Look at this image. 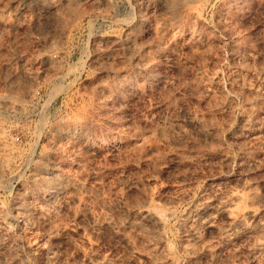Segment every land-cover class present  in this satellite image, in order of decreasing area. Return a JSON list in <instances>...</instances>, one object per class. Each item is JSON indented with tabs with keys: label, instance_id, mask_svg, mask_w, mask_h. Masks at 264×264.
<instances>
[{
	"label": "rangeland",
	"instance_id": "rangeland-1",
	"mask_svg": "<svg viewBox=\"0 0 264 264\" xmlns=\"http://www.w3.org/2000/svg\"><path fill=\"white\" fill-rule=\"evenodd\" d=\"M64 4L0 0V264H264V0Z\"/></svg>",
	"mask_w": 264,
	"mask_h": 264
},
{
	"label": "bare ground",
	"instance_id": "bare-ground-1",
	"mask_svg": "<svg viewBox=\"0 0 264 264\" xmlns=\"http://www.w3.org/2000/svg\"><path fill=\"white\" fill-rule=\"evenodd\" d=\"M41 1H43V0H41ZM44 1H46L47 3H49L50 4V7L52 6L54 9L55 8H58V6L59 7H61V5L63 4V6L65 5L64 3H66V5H67V2H70V1H72V0H44ZM45 3V2H44ZM129 49V48H128ZM138 60V59H137ZM136 60V61H137ZM149 64V63H148ZM139 65V64H138ZM142 65V64H141ZM144 66V65H143ZM145 69V68H144ZM120 80V79H119ZM124 82V81H123ZM5 102V101H4ZM67 132V131H66ZM65 135V134H64ZM62 136V135H61ZM70 136V135H69ZM69 136H65L66 138L68 137V139H69ZM70 140V139H69ZM73 140V139H72ZM52 168H51V170H52V172L53 173H57V172H59V168H58V166H57V164H53L52 166H51ZM61 173V172H60ZM36 174V173H35ZM62 174V173H61ZM40 175V174H39ZM56 176H57V178L56 179H54V180H52V181H45V186H47V188H50L51 186H56L55 188H57V189H61V186H62V183H60L59 182V180H60V175L59 174H56ZM38 177V176H37ZM44 178V177H43ZM33 180V179H32ZM62 180V179H61ZM41 184V183H40ZM71 185V184H70ZM44 186V185H43ZM235 196V195H234ZM236 196H239L238 194H236ZM235 196V197H236ZM247 196H249V195H247ZM251 196V195H250ZM249 196V197H250ZM234 197V198H235ZM240 197V196H239ZM254 197V196H253ZM234 198H233V200H234ZM236 198H238V197H236ZM231 199V198H230ZM252 199V198H251ZM253 200V199H252ZM249 202V201H248ZM239 203V202H238ZM251 203V202H250ZM28 206V205H27ZM230 206V205H229ZM235 206V205H234ZM18 207V206H17ZM223 207V206H222ZM212 208H213V206H212V204H206L203 208H201L198 212H197V219L198 220H196V221H198V222H200L201 223V227L202 226H213L214 225V223H215V221H214V217L209 213V211L211 212V210H212ZM230 208V207H229ZM20 209V208H19ZM199 209V208H198ZM255 209V208H254ZM23 212H25L26 210H27V208H25V209H21ZM238 210V209H237ZM27 211H29V209L27 210ZM236 211V210H235ZM247 211V210H246ZM18 212V211H17ZM23 212H21V213H23ZM153 212V211H152ZM152 212H149V210H148V212L144 215L146 218L148 217L149 219L150 218H152L153 219V217H154V214L152 213ZM230 212V211H229ZM228 212V213H229ZM18 214H19V212H18ZM27 214V213H26ZM214 214H215V212H214ZM248 214H249V216H255V215H257V212H254V211H249L248 212ZM20 215V214H19ZM231 215V214H230ZM256 217V216H255ZM25 218V217H24ZM240 218H242V217H240ZM240 218H236L235 220H234V222L235 223H238V225L239 224H243L245 221L243 220V219H240ZM157 220V219H156ZM195 223V222H194ZM200 223H198L199 225H200ZM7 225V224H6ZM232 225V224H231ZM244 225V224H243ZM242 225V226H243ZM4 226V225H3ZM197 226V225H196ZM256 226V225H255ZM259 226V225H258ZM7 227V226H6ZM5 227V228H6ZM3 229V228H2ZM227 235V234H226ZM228 240V239H227Z\"/></svg>",
	"mask_w": 264,
	"mask_h": 264
}]
</instances>
